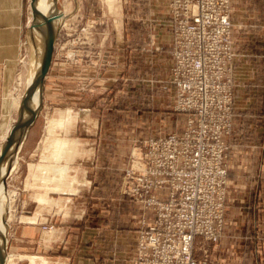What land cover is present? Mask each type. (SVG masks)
<instances>
[{"label":"rangeland","instance_id":"374dc122","mask_svg":"<svg viewBox=\"0 0 264 264\" xmlns=\"http://www.w3.org/2000/svg\"><path fill=\"white\" fill-rule=\"evenodd\" d=\"M36 3L37 0H28L27 22L13 87L15 104L9 117L11 126L18 116L36 56L32 37H36L37 47L43 44L47 20L52 14V0L45 13L42 8L41 18L37 16ZM59 3L63 17L51 66L44 80L43 107L27 131L14 161L9 164L5 177L6 254L16 255L15 264H47L39 258L46 256V251L39 244L38 236L43 231L70 226L79 216L93 213L88 196L93 176L97 174L91 165L96 151L91 139L99 131L98 121L114 122L112 127L103 128V135L108 130L109 134L117 135L119 139L126 137L129 141L125 146L128 148L112 168L118 173L119 164L123 166L119 184L121 195L124 173L131 166L132 157L139 156L142 143L149 136L144 132L150 135L174 133L184 123L183 114L172 109L173 103V117L165 119L162 126L159 123L153 126L159 120V113L123 109L130 106V101L124 100V94L129 91L139 94L145 90L138 73L149 64H143L137 48L139 42L150 38L151 26L155 25L147 11V0H59ZM130 60L133 61L131 65ZM132 101L134 104L135 100ZM140 117L142 123L145 120L155 122L141 126L138 123ZM131 120L135 121L132 125ZM5 139L6 136L0 140V147ZM106 146L111 149L114 145ZM104 208L102 210H109L107 205ZM122 210L133 213L129 208ZM202 247L199 245L198 249L204 255L206 252Z\"/></svg>","mask_w":264,"mask_h":264},{"label":"crops","instance_id":"0c3cea01","mask_svg":"<svg viewBox=\"0 0 264 264\" xmlns=\"http://www.w3.org/2000/svg\"><path fill=\"white\" fill-rule=\"evenodd\" d=\"M147 2L148 14L155 25L151 26L150 38L139 42L137 48L143 64H149L146 68L142 66L144 69L138 73L145 90L124 94L130 106L123 109L159 113L156 124L146 120L142 123L141 117L138 123L162 126L165 119L173 117V91L167 81L172 63L171 25L166 0ZM27 8L28 0H0V140L11 126L9 117L15 104L13 87ZM230 19L234 25V120L227 138L230 151L225 224L217 244L195 240L194 256L207 257L212 264H264V0H231ZM132 62L129 61L130 65ZM45 88L44 85V100ZM134 122L131 120L130 124ZM113 123L98 121L99 131L91 139L96 150L91 165L97 174L88 189L93 213L79 216L70 226L43 231L38 236L39 244L46 251V256L39 258L47 264H131L143 211L119 192L123 166L119 164L118 173L112 168L128 148L125 147L128 140L114 137L108 130L103 135V128L112 127ZM144 134L149 135L147 138L157 135ZM107 144L114 146L109 149ZM105 205L109 210H102ZM126 208L133 213L122 210ZM199 245L206 255L199 251ZM8 255L10 264H15L16 255Z\"/></svg>","mask_w":264,"mask_h":264},{"label":"built area","instance_id":"2783aa9c","mask_svg":"<svg viewBox=\"0 0 264 264\" xmlns=\"http://www.w3.org/2000/svg\"><path fill=\"white\" fill-rule=\"evenodd\" d=\"M171 25L168 83L179 132L145 139L121 193L142 208L132 264H212L194 243L219 242L234 120L231 0H166ZM139 149V148H138Z\"/></svg>","mask_w":264,"mask_h":264},{"label":"water","instance_id":"95a60500","mask_svg":"<svg viewBox=\"0 0 264 264\" xmlns=\"http://www.w3.org/2000/svg\"><path fill=\"white\" fill-rule=\"evenodd\" d=\"M59 0H52V14L47 20V35L43 44L37 47L35 38V60L32 63L29 80L22 98L18 120L7 132L6 139L0 147V264H4L8 244L7 205L5 200V177L9 164L15 159L28 128L33 125L38 111L43 107L44 80L52 62L55 42L62 21Z\"/></svg>","mask_w":264,"mask_h":264},{"label":"bare ground","instance_id":"6f19581e","mask_svg":"<svg viewBox=\"0 0 264 264\" xmlns=\"http://www.w3.org/2000/svg\"><path fill=\"white\" fill-rule=\"evenodd\" d=\"M36 5V7H37V10H38V12H39V15H37L38 16V18H41V16L43 15L42 14V8H43V13H45L48 9H49V7H50V5H51V0H41V3H40V0H37V3L35 4ZM37 12V11H36ZM35 12V13H36ZM38 14V13H37ZM63 15V14H62ZM40 16V17H39ZM39 24H40V22H39ZM43 26V25H42ZM36 31V30H35ZM41 37V36H40ZM38 39V38H37ZM41 40V39H40ZM40 44H41V42H40ZM31 59H32V57H31ZM30 69V68H29ZM31 71V70H30ZM30 73V72H29ZM28 74V73H27ZM27 82V81H26ZM20 105H21V102H20ZM20 105H19V108H18V110L20 109ZM18 116H17V118H16V121H15V123L17 122V120H18ZM33 126V125H32ZM32 126H30L28 129L30 130V128L32 127ZM19 159V158H18ZM14 161V160H13ZM17 164V163H16ZM9 174V173H8ZM7 218H6V222H7ZM7 259H8V254H6V257H5V262H4V264H6L7 263Z\"/></svg>","mask_w":264,"mask_h":264}]
</instances>
